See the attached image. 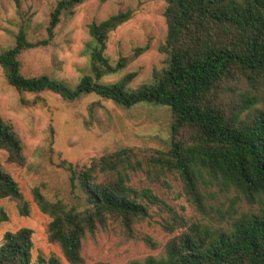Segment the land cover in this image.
Listing matches in <instances>:
<instances>
[{
	"label": "trees",
	"instance_id": "1",
	"mask_svg": "<svg viewBox=\"0 0 264 264\" xmlns=\"http://www.w3.org/2000/svg\"><path fill=\"white\" fill-rule=\"evenodd\" d=\"M84 1L57 0L44 38L28 39L25 25H20L14 44L0 52L7 82L19 91H50L68 101L95 93L125 108L140 102L167 106L170 140L165 150L148 153L121 147L92 158L88 165L69 164L70 184L83 194L81 208L50 200L39 186L32 187L34 203L50 218L48 241L59 246L69 264H83L81 245L86 235H94L109 220L132 232V224L148 215L138 198L160 199L150 189L137 193L130 188V176L155 165L180 174L186 194L201 214L205 213L199 186L203 172L258 207L231 217L226 226L192 222L167 240L162 256L125 264H264V0H164L166 33L158 46L163 65L153 70L151 81L136 87L131 86L134 71L100 81L127 64L123 56L112 64L105 50L109 33L131 18L129 8L88 23L89 39L82 53L89 72L74 85L47 74L23 75L21 52L48 45L61 16H72ZM147 48L136 47L132 57ZM0 149L7 161L24 164L21 139L1 116ZM0 198L14 200L18 213L28 215L17 182L1 162ZM0 219H7L1 208ZM32 232L29 227L4 231L0 264H56L54 257L32 258Z\"/></svg>",
	"mask_w": 264,
	"mask_h": 264
},
{
	"label": "rangeland",
	"instance_id": "2",
	"mask_svg": "<svg viewBox=\"0 0 264 264\" xmlns=\"http://www.w3.org/2000/svg\"><path fill=\"white\" fill-rule=\"evenodd\" d=\"M57 0H0V52L14 44L15 34L25 25L30 40L44 38L49 13ZM164 0H85L72 16H61L53 40L46 46L30 48L18 56L20 71L25 76L47 74L68 85H74L89 72L82 50L89 39L87 25L127 8L129 20L109 33L106 54L112 64L121 56L128 58L121 70L104 75L101 82H110L134 71L132 87L151 81L154 69L163 65L164 56L158 46L165 38ZM147 45L138 55L133 49ZM0 116L10 121L18 133L25 162L23 165L6 160L0 149V162L17 182L22 198L28 204L27 216L18 213L16 202L0 198L6 220L0 219V239L4 231L20 227L32 229V258L54 257L56 264H69L59 246L47 239L50 218L34 203L31 188L39 186L50 200H61L68 206L81 208L83 194L72 188L68 165H88L92 158L121 147L135 151L165 150L170 140V110L167 106L140 102L130 108L95 93L68 101L50 91L16 90L7 82L0 66ZM137 193L147 188L160 201L146 204L148 215L132 224V232L124 231L117 221L82 240L83 264L104 262L125 264L147 256L163 255L164 244L192 222L226 226L231 217L257 210L235 196L233 188L203 172L199 182L204 196L205 213L201 214L185 192L183 180L176 171L147 165L131 174L128 182Z\"/></svg>",
	"mask_w": 264,
	"mask_h": 264
}]
</instances>
